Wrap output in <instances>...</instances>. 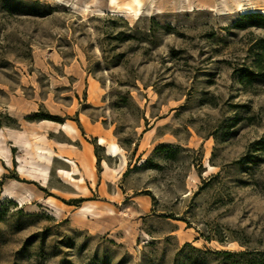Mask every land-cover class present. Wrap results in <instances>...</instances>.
<instances>
[{
  "label": "rangeland",
  "instance_id": "374dc122",
  "mask_svg": "<svg viewBox=\"0 0 264 264\" xmlns=\"http://www.w3.org/2000/svg\"><path fill=\"white\" fill-rule=\"evenodd\" d=\"M251 12L264 0H0V264H264ZM73 139L99 147L91 182L60 171Z\"/></svg>",
  "mask_w": 264,
  "mask_h": 264
},
{
  "label": "crops",
  "instance_id": "0c3cea01",
  "mask_svg": "<svg viewBox=\"0 0 264 264\" xmlns=\"http://www.w3.org/2000/svg\"><path fill=\"white\" fill-rule=\"evenodd\" d=\"M92 127H94L98 131L99 127L97 122H94ZM103 131L106 132L103 135H107V131ZM96 137L97 146H103L101 143L102 138L99 136ZM74 140L75 139L71 140L72 143H69L67 148L61 149L59 152L61 154V157L64 158V161L68 163L69 161H67L66 159L71 160V162L74 163V167H71V165H69L68 169H60V171H66L70 179L82 181L84 183L91 182L94 177H96V159L94 155V145L81 142L80 147H77V145H74ZM106 155L108 157H113L110 152H107ZM108 170L111 169L108 168Z\"/></svg>",
  "mask_w": 264,
  "mask_h": 264
},
{
  "label": "trees",
  "instance_id": "16d2710c",
  "mask_svg": "<svg viewBox=\"0 0 264 264\" xmlns=\"http://www.w3.org/2000/svg\"><path fill=\"white\" fill-rule=\"evenodd\" d=\"M244 19H247L248 21L250 22H264V15H262L261 13H256V12H251V13H246V14H243L241 15ZM254 66L256 68V71L258 72L257 74H254V73H249L248 75H242L240 77V82L241 83H244V82H251V77H264V54H260L256 57V60H255V63H254ZM49 117L47 118H42V119H48ZM51 120V119H49ZM98 148L99 147H96L94 148V154H95V157H96V160H97V164L100 160V157L98 155ZM157 150H162V149H165L164 146H158L156 148ZM148 159H146L143 164H147L148 163Z\"/></svg>",
  "mask_w": 264,
  "mask_h": 264
}]
</instances>
